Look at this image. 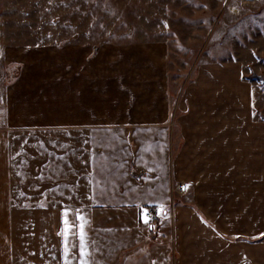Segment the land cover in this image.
<instances>
[{"label": "crops", "instance_id": "1", "mask_svg": "<svg viewBox=\"0 0 264 264\" xmlns=\"http://www.w3.org/2000/svg\"><path fill=\"white\" fill-rule=\"evenodd\" d=\"M168 58L167 47L158 42L105 46L80 42L58 48L18 45L16 34L4 26L0 15V264H22L15 250L19 237L13 223L14 207L51 205L44 189L28 192L26 199L16 190V140L20 133L36 137L58 133L74 154L64 163L59 162L63 170L43 169L41 174L35 172L40 164L49 163L46 154L41 155V149L36 148V155L41 156L27 160L34 165L29 168L28 180L76 178L74 188L60 191L54 205L61 207L62 229L65 218L72 215L69 211L65 217L67 207L74 208L77 235L73 242L69 234L72 244H79L81 221L77 214L85 218L87 248H93V233L99 228L94 208L131 207L135 211L138 207L163 205L171 207V223L161 224L158 220L149 240L150 250L143 236L145 248L138 253L125 251L130 254L127 260H138V264H264V196H258V191H264V171H259L253 160L245 163L242 148L252 142L244 144L240 140L244 137L243 126L230 133L226 129L210 133L208 126L206 138H200L197 131V136L178 141L176 147L172 138L169 144L164 139L161 144L170 147L168 160L156 147L154 155L160 161L157 163L166 166V173L155 176L154 183H147L145 171L131 172L133 183L129 181L125 188L133 192L137 202L115 205L99 197L98 165H94L98 153L91 149L93 143L83 147V136L87 140V133L124 129L129 133V145L137 147L134 132L170 131L171 124L172 131L186 130L180 121L173 120ZM72 132L75 150L65 138V133ZM145 143L149 145L148 140ZM180 147L189 150L179 153ZM180 181L190 187L192 206L178 199L170 203L172 184ZM153 188L155 195L150 194ZM125 196L128 201L132 195ZM89 216L91 221L86 219ZM69 251V260L79 264V248ZM63 257L64 252L61 262L65 264Z\"/></svg>", "mask_w": 264, "mask_h": 264}, {"label": "rangeland", "instance_id": "2", "mask_svg": "<svg viewBox=\"0 0 264 264\" xmlns=\"http://www.w3.org/2000/svg\"><path fill=\"white\" fill-rule=\"evenodd\" d=\"M0 15L4 26L16 34L18 45L58 48L80 42L97 46L158 42L167 47L173 120L180 121L186 130L173 128L172 131L171 124L170 131L134 132L132 138L137 147L129 145V133L124 129L87 133V140L83 136V147L93 143L90 148L98 153V163L94 165H98V193L104 203H133L136 196L125 188L132 182L131 172L145 171L147 183H154L155 176L166 173V166L157 163L160 161L154 155L157 148L168 160L170 147L161 144L162 140L167 139L169 144L172 138L176 147L178 141L197 136V131L200 138H206L208 126H211L210 133L224 129L230 133L243 126L244 137L240 140L244 144L247 140L252 142L242 148L245 163L253 160L258 163L259 171H264V82L251 77L264 79V0H0ZM74 134L65 133L73 150ZM17 138L19 179L16 190L26 199L28 192L44 189L51 204L50 207H14L18 260L22 264H63L61 207L54 206L55 197L65 187L74 188L76 178L28 180L29 168L34 165H29L27 160L40 155L35 151L41 149V155L46 154L49 162L39 165L35 173L41 174L43 169L63 170L64 165L60 167L59 162L64 163L74 154L61 141L64 137L58 138V133L39 137L20 133ZM188 150L178 149L179 153ZM166 165L170 164L166 162ZM167 171H170L168 166ZM258 192L259 198L264 196L263 190ZM127 193L132 195L130 201L126 200ZM170 193L171 204L177 199L187 206L194 204L186 181L173 183ZM150 194L155 195L156 189ZM67 208V213L72 211L68 220L73 224L74 208ZM94 209L93 217L99 228L93 233V248H87L89 256L82 257L79 253V264L82 261L138 264V260H127L130 254L124 252L143 250V236L147 239V251L150 250L153 223L161 220V224L168 225L172 221L170 206L148 205L135 211L131 207ZM151 209H158L160 218L146 217V224L142 210L148 214ZM86 219L91 221L90 216ZM74 226L69 233L73 242ZM157 237L160 238V234ZM71 253L69 251V255ZM69 262L74 264V261Z\"/></svg>", "mask_w": 264, "mask_h": 264}, {"label": "snow or ice", "instance_id": "3", "mask_svg": "<svg viewBox=\"0 0 264 264\" xmlns=\"http://www.w3.org/2000/svg\"><path fill=\"white\" fill-rule=\"evenodd\" d=\"M142 214L145 216V219H144V223H148V219L146 218L147 217V213L142 210ZM65 217H67V211L65 212ZM77 218L81 221V223L78 225V229H79V232H78V238H79V244L78 245H75V244H72L68 237H69V233H70V230H71V227L73 226L74 224V221H73V224H70L69 221L67 220V218H65L64 220V224H65V227L63 229V231L60 233V235H62L63 237V243H64V259H65V264H70L69 260H68V257H69V247H78L79 248V251H80V255L82 257H85L88 255V252H87V241H86V233L84 231V228H85V218L83 216H80L79 214H77ZM73 236H76L77 233H71ZM82 264H87V261H82Z\"/></svg>", "mask_w": 264, "mask_h": 264}, {"label": "built area", "instance_id": "4", "mask_svg": "<svg viewBox=\"0 0 264 264\" xmlns=\"http://www.w3.org/2000/svg\"><path fill=\"white\" fill-rule=\"evenodd\" d=\"M181 189L183 191L184 187L181 186ZM147 217H149L151 220H154V219L157 220L160 218V213H159L158 209H151V210H149Z\"/></svg>", "mask_w": 264, "mask_h": 264}, {"label": "trees", "instance_id": "5", "mask_svg": "<svg viewBox=\"0 0 264 264\" xmlns=\"http://www.w3.org/2000/svg\"><path fill=\"white\" fill-rule=\"evenodd\" d=\"M251 77H252V80H253V79H256V80H258L260 83H263V82H264V79H263V78H261V77H257L256 75H252Z\"/></svg>", "mask_w": 264, "mask_h": 264}, {"label": "water", "instance_id": "6", "mask_svg": "<svg viewBox=\"0 0 264 264\" xmlns=\"http://www.w3.org/2000/svg\"><path fill=\"white\" fill-rule=\"evenodd\" d=\"M139 177H140V175H138ZM157 225H158V223L157 222H155L154 224H153V229H156V227H157Z\"/></svg>", "mask_w": 264, "mask_h": 264}]
</instances>
